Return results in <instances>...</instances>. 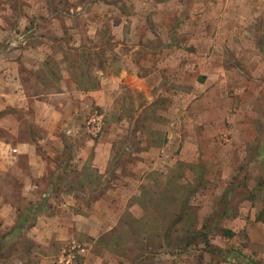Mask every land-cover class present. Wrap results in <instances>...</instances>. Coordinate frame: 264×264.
I'll return each instance as SVG.
<instances>
[{
  "label": "rangeland",
  "instance_id": "obj_1",
  "mask_svg": "<svg viewBox=\"0 0 264 264\" xmlns=\"http://www.w3.org/2000/svg\"><path fill=\"white\" fill-rule=\"evenodd\" d=\"M157 1L133 21L134 0H0V63L18 65L30 110L49 117L61 66L86 95L52 158L18 112L37 158L0 171V235L35 206L61 232L27 230L0 264H264V0Z\"/></svg>",
  "mask_w": 264,
  "mask_h": 264
},
{
  "label": "crops",
  "instance_id": "obj_2",
  "mask_svg": "<svg viewBox=\"0 0 264 264\" xmlns=\"http://www.w3.org/2000/svg\"><path fill=\"white\" fill-rule=\"evenodd\" d=\"M132 3L135 7L134 12L137 13L136 15L130 16L132 20L135 19V16H142L144 13L145 15L146 13H148V15H154L155 7H159L157 0H134ZM147 22H149V20H146V23ZM52 77L54 76L48 70L49 84L51 82L56 83V85L60 87V90L46 94L49 114V117H47L45 116V111L47 110L45 109V103L44 106L40 104L37 106L38 102L36 101L34 103V112L30 110V99L35 97L29 96L26 92L22 84L18 65L7 62L0 63V133L7 131V138L0 137L1 173L14 167L18 168L17 165L20 164L22 158L26 159L29 166L36 164V151L34 145L31 143L33 141L25 138L22 132V129L24 132H27L29 129L22 128V120L18 117V112H25L28 116L33 113L36 114V121L40 122V128L44 130L42 131V135H45V131H48V155H50L51 158L58 153L62 154L65 150L64 134H61L60 128L67 125L69 121L66 110L70 103L77 101L81 102L86 98V95L78 88L79 84L70 79L68 72L62 70V66L60 68V76L51 80ZM132 78L133 81H135V76ZM142 81L143 79H138V82H134V84L137 83V86H143ZM99 83L102 85L104 84V82ZM102 88H104V86H102ZM101 91L102 89H98V91H91V93H89V95H94L96 104L101 102ZM98 151V149H95L96 155L94 162L100 160ZM102 167H105V165L100 166V168ZM54 200L56 201V199L50 197L48 200L49 204L51 201L54 202ZM2 208L4 210L9 208V210L12 209L16 211L10 204L4 205ZM48 208L49 206H46L45 210H43L38 218L40 221H43L39 222L38 225L32 229L41 232V234H47V236L49 233V235L53 237L55 231L60 230V227L57 224L59 223L58 219L56 220L54 217L49 216ZM65 208L68 207L65 206ZM7 220H9V218ZM10 220H12L13 223L11 227H14L18 218L16 222L13 218H10ZM50 224H52L51 228L48 227ZM90 230L89 227L87 229L82 228L83 233L86 234H89Z\"/></svg>",
  "mask_w": 264,
  "mask_h": 264
},
{
  "label": "trees",
  "instance_id": "obj_3",
  "mask_svg": "<svg viewBox=\"0 0 264 264\" xmlns=\"http://www.w3.org/2000/svg\"><path fill=\"white\" fill-rule=\"evenodd\" d=\"M261 51L264 54V46L260 47ZM261 150L264 151V144L261 146ZM232 192L233 189L230 190L228 193L227 198L229 201H231L232 198ZM231 193V194H230ZM225 197V196H224ZM42 209L44 208V204H42ZM35 206V207H29L25 212L20 213L17 223L15 226L6 234L0 235V258L5 254V252L12 250H15V247H21L22 251L27 252L29 248L26 246V232L27 230H30L34 227V221L35 218L39 216L43 211H39V208L41 206ZM38 210V211H37ZM227 213V212H226ZM261 217V214L259 215V219ZM177 221L179 218H177ZM264 221V219H262ZM225 234L228 237L234 236V232L231 230H225ZM196 239V235L187 236L184 239H182V243H185L186 246L191 245L192 242ZM206 245L209 244V241L205 240ZM224 257L228 260H232L234 262H244L245 264H252L253 262H250L249 260L241 258V254L237 251H229V252H223ZM254 264V263H253Z\"/></svg>",
  "mask_w": 264,
  "mask_h": 264
},
{
  "label": "built area",
  "instance_id": "obj_4",
  "mask_svg": "<svg viewBox=\"0 0 264 264\" xmlns=\"http://www.w3.org/2000/svg\"><path fill=\"white\" fill-rule=\"evenodd\" d=\"M89 124L92 126L91 133L96 135L101 130L102 118L100 116H93Z\"/></svg>",
  "mask_w": 264,
  "mask_h": 264
}]
</instances>
